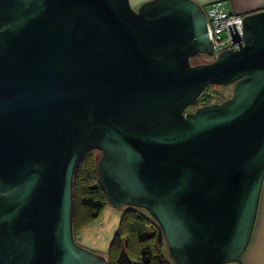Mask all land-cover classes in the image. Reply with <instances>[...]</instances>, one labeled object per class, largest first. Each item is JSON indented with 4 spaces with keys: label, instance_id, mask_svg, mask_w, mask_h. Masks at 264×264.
Returning <instances> with one entry per match:
<instances>
[{
    "label": "water",
    "instance_id": "obj_1",
    "mask_svg": "<svg viewBox=\"0 0 264 264\" xmlns=\"http://www.w3.org/2000/svg\"><path fill=\"white\" fill-rule=\"evenodd\" d=\"M196 0H0V264H108L73 233L89 149L113 207L145 209L175 264L237 260L264 178V9L212 56ZM209 84L219 102L187 110Z\"/></svg>",
    "mask_w": 264,
    "mask_h": 264
},
{
    "label": "trees",
    "instance_id": "obj_2",
    "mask_svg": "<svg viewBox=\"0 0 264 264\" xmlns=\"http://www.w3.org/2000/svg\"><path fill=\"white\" fill-rule=\"evenodd\" d=\"M198 55L206 57L202 53H196L193 56L196 58ZM202 95H205L204 92L200 94ZM205 98L203 103L208 104L209 96L205 95ZM94 150L97 149L87 150L75 168L73 233L97 217L102 207L108 203L97 178L95 162L98 155L93 153ZM122 237L125 240L123 245ZM159 241L165 244L160 226L152 216L143 208L124 206L118 227L109 245L107 262L108 264H175L169 255L165 256L164 252L157 247L156 244Z\"/></svg>",
    "mask_w": 264,
    "mask_h": 264
},
{
    "label": "rangeland",
    "instance_id": "obj_3",
    "mask_svg": "<svg viewBox=\"0 0 264 264\" xmlns=\"http://www.w3.org/2000/svg\"><path fill=\"white\" fill-rule=\"evenodd\" d=\"M192 57L190 58V60L193 63L206 62L212 59V57L208 55H206L207 58L202 55H198L196 56V58ZM231 90V84H209L203 92L206 96H209L208 102L212 103L219 102L228 97L231 94ZM205 95L198 97L192 105L188 106L187 110H193L196 107L203 105V102H205L206 99ZM93 153L98 156L100 154L99 150H94ZM122 211L123 207L116 208L113 207L110 203L105 204L100 210L97 217L84 224L79 231L74 233L76 241L87 248H90L100 254L107 256L109 245L113 239L115 230L118 227ZM149 231L151 230L149 229ZM124 241L125 240L122 237V245L124 244ZM156 245L164 252L165 256H168L167 248L164 242L159 241Z\"/></svg>",
    "mask_w": 264,
    "mask_h": 264
},
{
    "label": "crops",
    "instance_id": "obj_4",
    "mask_svg": "<svg viewBox=\"0 0 264 264\" xmlns=\"http://www.w3.org/2000/svg\"><path fill=\"white\" fill-rule=\"evenodd\" d=\"M144 0H130L136 8ZM202 6L217 0H196ZM227 8L239 14L264 9V0H224ZM136 5V6H135ZM220 264H264V178L250 240L242 255L234 261Z\"/></svg>",
    "mask_w": 264,
    "mask_h": 264
},
{
    "label": "built area",
    "instance_id": "obj_5",
    "mask_svg": "<svg viewBox=\"0 0 264 264\" xmlns=\"http://www.w3.org/2000/svg\"><path fill=\"white\" fill-rule=\"evenodd\" d=\"M206 15L207 34L211 39L212 56L226 48H237L238 43H232L228 24L234 22L235 29L242 42V16L227 8L224 0L210 2L203 6ZM76 239V238H75Z\"/></svg>",
    "mask_w": 264,
    "mask_h": 264
},
{
    "label": "flooded vegetation",
    "instance_id": "obj_6",
    "mask_svg": "<svg viewBox=\"0 0 264 264\" xmlns=\"http://www.w3.org/2000/svg\"><path fill=\"white\" fill-rule=\"evenodd\" d=\"M232 85V84H231Z\"/></svg>",
    "mask_w": 264,
    "mask_h": 264
}]
</instances>
